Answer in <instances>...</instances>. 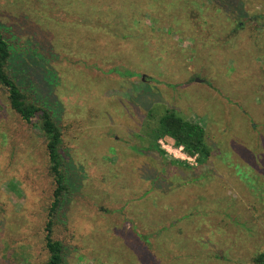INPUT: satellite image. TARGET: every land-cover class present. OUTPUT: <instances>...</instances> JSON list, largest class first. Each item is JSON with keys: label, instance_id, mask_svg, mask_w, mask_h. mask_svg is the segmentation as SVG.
I'll return each instance as SVG.
<instances>
[{"label": "rangeland", "instance_id": "rangeland-1", "mask_svg": "<svg viewBox=\"0 0 264 264\" xmlns=\"http://www.w3.org/2000/svg\"><path fill=\"white\" fill-rule=\"evenodd\" d=\"M241 2L238 18V1L0 0L13 57L46 56L56 73L31 99L62 133L63 264H255L264 252V0ZM165 109L203 126L206 163L170 139L148 147ZM36 122L0 88V264L47 258L54 184Z\"/></svg>", "mask_w": 264, "mask_h": 264}, {"label": "trees", "instance_id": "trees-1", "mask_svg": "<svg viewBox=\"0 0 264 264\" xmlns=\"http://www.w3.org/2000/svg\"><path fill=\"white\" fill-rule=\"evenodd\" d=\"M221 9L230 12L238 1V18L247 16L242 10L241 0H213ZM13 57L8 41L0 31V88L6 94L8 106L22 121L31 123L37 118L36 124L45 140V150L48 161V171L54 184L52 198L48 206L47 220L44 230V246L47 252L45 264H63L62 243L53 237L54 216L62 203V197L68 191V185L63 169V160L60 151L62 133L54 120L46 101H33L32 92L38 91L41 86L51 84L55 77V70L48 63L46 56L29 54ZM48 63V64H47ZM116 72L125 77H133L138 73L129 69H116ZM31 93H26V90ZM47 106V107H46ZM149 135L152 138L148 146L159 153L157 141L161 138L170 139L176 146H181L183 151L194 157L198 164H204L211 154V149L206 142L203 126L194 120L178 115L173 109H165L159 116L154 126L150 127ZM178 162H183L177 159ZM146 243H149L147 240ZM255 264H264V252L252 258Z\"/></svg>", "mask_w": 264, "mask_h": 264}, {"label": "built area", "instance_id": "built-area-1", "mask_svg": "<svg viewBox=\"0 0 264 264\" xmlns=\"http://www.w3.org/2000/svg\"><path fill=\"white\" fill-rule=\"evenodd\" d=\"M179 148H182L181 146H179Z\"/></svg>", "mask_w": 264, "mask_h": 264}]
</instances>
